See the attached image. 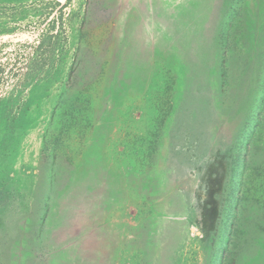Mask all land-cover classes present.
Wrapping results in <instances>:
<instances>
[{
	"label": "rangeland",
	"instance_id": "rangeland-1",
	"mask_svg": "<svg viewBox=\"0 0 264 264\" xmlns=\"http://www.w3.org/2000/svg\"><path fill=\"white\" fill-rule=\"evenodd\" d=\"M0 264H264V0H0Z\"/></svg>",
	"mask_w": 264,
	"mask_h": 264
},
{
	"label": "bare ground",
	"instance_id": "bare-ground-1",
	"mask_svg": "<svg viewBox=\"0 0 264 264\" xmlns=\"http://www.w3.org/2000/svg\"><path fill=\"white\" fill-rule=\"evenodd\" d=\"M163 137V136H162ZM165 143V142H164ZM162 146V145H161ZM103 168H104V166H103ZM111 168V167H110ZM102 169V168H101ZM113 169V168H112ZM153 169V168H152ZM155 169V168H154ZM103 170V169H102ZM114 170V169H113ZM160 170V169H159ZM158 170V171H159ZM152 171V170H151ZM153 172V171H152ZM158 173V172H157ZM101 177H102V175H101ZM99 182V181H98ZM120 182H122V181H120ZM124 182V181H123ZM128 182V181H127ZM125 185H127V184H125ZM126 187V186H125ZM122 188V187H121ZM132 188V187H131ZM124 189V188H123ZM118 190H119V188H118ZM113 203V202H112ZM112 205V204H111ZM116 235V234H115Z\"/></svg>",
	"mask_w": 264,
	"mask_h": 264
}]
</instances>
